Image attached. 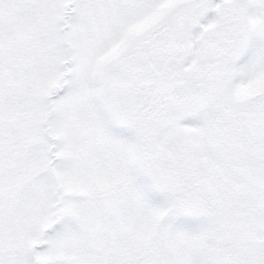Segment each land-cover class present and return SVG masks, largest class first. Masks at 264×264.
Listing matches in <instances>:
<instances>
[{
  "label": "snow or ice",
  "instance_id": "obj_1",
  "mask_svg": "<svg viewBox=\"0 0 264 264\" xmlns=\"http://www.w3.org/2000/svg\"><path fill=\"white\" fill-rule=\"evenodd\" d=\"M0 264H264V0H0Z\"/></svg>",
  "mask_w": 264,
  "mask_h": 264
}]
</instances>
